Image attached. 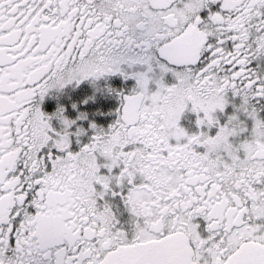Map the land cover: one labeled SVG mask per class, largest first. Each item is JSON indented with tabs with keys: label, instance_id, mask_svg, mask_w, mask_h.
<instances>
[{
	"label": "snow or ice",
	"instance_id": "obj_1",
	"mask_svg": "<svg viewBox=\"0 0 264 264\" xmlns=\"http://www.w3.org/2000/svg\"><path fill=\"white\" fill-rule=\"evenodd\" d=\"M0 264H264V0H0Z\"/></svg>",
	"mask_w": 264,
	"mask_h": 264
}]
</instances>
